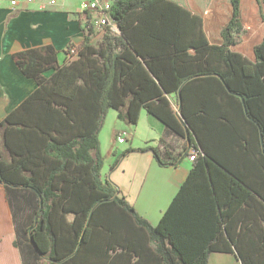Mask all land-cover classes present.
Returning a JSON list of instances; mask_svg holds the SVG:
<instances>
[{"label": "trees", "instance_id": "trees-1", "mask_svg": "<svg viewBox=\"0 0 264 264\" xmlns=\"http://www.w3.org/2000/svg\"><path fill=\"white\" fill-rule=\"evenodd\" d=\"M108 13L117 32L103 27L94 45L83 12L82 41L65 50L74 61L52 47L14 55L36 85L0 122V193L21 264H131L138 231L159 264L213 253L264 264V0H112ZM110 110L133 127L145 112L185 140L179 154L160 138L159 166L194 156L155 226L102 178Z\"/></svg>", "mask_w": 264, "mask_h": 264}, {"label": "crops", "instance_id": "crops-1", "mask_svg": "<svg viewBox=\"0 0 264 264\" xmlns=\"http://www.w3.org/2000/svg\"><path fill=\"white\" fill-rule=\"evenodd\" d=\"M50 1L37 0L28 8L14 12L6 5L0 7V122L36 88L33 79L26 78L19 71L15 64V54L52 47L57 52L60 64L75 60V57L65 55V50L70 45L79 46L82 41L83 11L79 5L83 0ZM103 32L99 30L92 44ZM50 75L51 72L44 74L46 78ZM174 110L177 112L176 108ZM145 116L153 134L144 138L140 144H136V140L125 132L128 145L123 148L124 144L118 145L114 135L120 134L121 127L116 125L111 132V143L103 150L99 134L101 154L105 157L102 178L116 186L120 196L125 198L141 219L155 226L188 176L191 163L186 158L175 166L163 168L158 165L153 149L159 148L160 138L171 144L174 153L179 154L184 153L186 142L169 134L161 122L147 114ZM127 150L129 152L111 169L114 159ZM112 151L115 155L111 154ZM11 218L6 196L0 193V264H21L19 254L12 246L14 230ZM137 234V238H130L132 244L134 241L138 243L136 251L130 249V255H134L131 264H159L146 235L141 231ZM117 252L109 254V261H119L120 252ZM207 264L240 262L233 254L213 253Z\"/></svg>", "mask_w": 264, "mask_h": 264}, {"label": "built area", "instance_id": "built-area-1", "mask_svg": "<svg viewBox=\"0 0 264 264\" xmlns=\"http://www.w3.org/2000/svg\"><path fill=\"white\" fill-rule=\"evenodd\" d=\"M37 0H0V7L6 5L9 10L12 12L28 8L33 5ZM53 1V0H51ZM50 1V3H51ZM112 0H83L80 2V10L83 12H89L92 16V25L98 31L102 30L103 27H106L111 32H117V27L113 22H109V10ZM70 53H74L73 49ZM127 134L122 132L118 134L116 141L118 145H121L126 142ZM194 156L189 157V161H193Z\"/></svg>", "mask_w": 264, "mask_h": 264}, {"label": "rangeland", "instance_id": "rangeland-1", "mask_svg": "<svg viewBox=\"0 0 264 264\" xmlns=\"http://www.w3.org/2000/svg\"><path fill=\"white\" fill-rule=\"evenodd\" d=\"M101 37L102 35L99 36L94 41L95 45H97L100 42ZM141 115L143 118L139 120L138 125L136 127H133V126H126L122 123H119L115 117V113L113 110H110L109 112H107L106 117H105L104 126L100 130V139L102 142L103 150H105L108 144L111 143V138H112L111 132L113 131L116 125H118V127H121L119 129L120 133L127 132L130 136H132L136 140V144H140L144 138H146L150 134H153L149 130V125L146 120L145 112L141 113ZM128 142L129 141H127L126 139V142L123 143L124 145L122 146V148L126 147L128 145L127 144Z\"/></svg>", "mask_w": 264, "mask_h": 264}, {"label": "bare ground", "instance_id": "bare-ground-1", "mask_svg": "<svg viewBox=\"0 0 264 264\" xmlns=\"http://www.w3.org/2000/svg\"><path fill=\"white\" fill-rule=\"evenodd\" d=\"M109 22H112V21L110 20V18H109Z\"/></svg>", "mask_w": 264, "mask_h": 264}, {"label": "water", "instance_id": "water-1", "mask_svg": "<svg viewBox=\"0 0 264 264\" xmlns=\"http://www.w3.org/2000/svg\"><path fill=\"white\" fill-rule=\"evenodd\" d=\"M178 119L180 120V118L178 117ZM181 121V120H180Z\"/></svg>", "mask_w": 264, "mask_h": 264}]
</instances>
